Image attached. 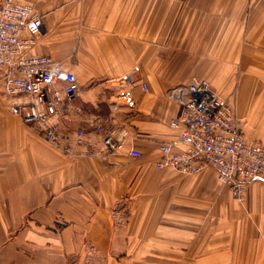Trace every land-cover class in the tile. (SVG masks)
<instances>
[{
    "label": "crops",
    "instance_id": "crops-1",
    "mask_svg": "<svg viewBox=\"0 0 264 264\" xmlns=\"http://www.w3.org/2000/svg\"><path fill=\"white\" fill-rule=\"evenodd\" d=\"M17 1L43 17L32 52L75 73L63 124L88 142L64 152L0 92V264H264V180L235 197L211 167L156 166L180 132L169 92L198 81L264 144V0ZM103 118L128 131L116 153Z\"/></svg>",
    "mask_w": 264,
    "mask_h": 264
},
{
    "label": "built area",
    "instance_id": "built-area-1",
    "mask_svg": "<svg viewBox=\"0 0 264 264\" xmlns=\"http://www.w3.org/2000/svg\"><path fill=\"white\" fill-rule=\"evenodd\" d=\"M43 17L33 6L17 0H0V92L10 97L9 108L48 142L73 153L88 142L87 132L65 130L63 102L78 96L81 86L72 71L49 55L33 53L42 32ZM146 87V86H145ZM169 96L183 105L182 115L171 121L177 138L159 146L158 169L173 167L194 175L211 167L235 197L245 195L253 180H264V144L246 140L236 104L215 92L208 81L176 87ZM95 132L102 151L112 154L124 147L128 131L112 119H99ZM130 155L141 151L132 148Z\"/></svg>",
    "mask_w": 264,
    "mask_h": 264
},
{
    "label": "rangeland",
    "instance_id": "rangeland-1",
    "mask_svg": "<svg viewBox=\"0 0 264 264\" xmlns=\"http://www.w3.org/2000/svg\"><path fill=\"white\" fill-rule=\"evenodd\" d=\"M179 173H180V172H178V174H179ZM181 174H183V173H181ZM181 174H180V175H181ZM184 175H186V174H184ZM117 206H122V205L118 203ZM123 206H125V205H123Z\"/></svg>",
    "mask_w": 264,
    "mask_h": 264
}]
</instances>
